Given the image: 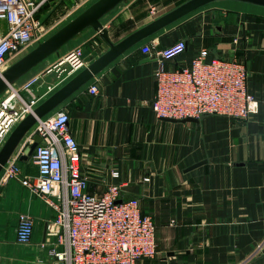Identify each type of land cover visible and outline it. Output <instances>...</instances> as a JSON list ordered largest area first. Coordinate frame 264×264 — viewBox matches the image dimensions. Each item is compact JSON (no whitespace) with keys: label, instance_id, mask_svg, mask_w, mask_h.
Wrapping results in <instances>:
<instances>
[{"label":"crops","instance_id":"1","mask_svg":"<svg viewBox=\"0 0 264 264\" xmlns=\"http://www.w3.org/2000/svg\"><path fill=\"white\" fill-rule=\"evenodd\" d=\"M86 1L50 0L38 17L48 27L73 12L56 31L83 11L87 6L74 13ZM185 1L121 0L98 21L117 43ZM2 24L0 30L6 27ZM179 39L185 48L175 59L155 55ZM145 41L152 45L150 54L140 49ZM75 47L82 49L86 66L109 45L96 28L87 26L13 85L44 73ZM202 48L207 60L244 62L247 89L258 100L255 114L246 119L205 114L186 121L156 116L152 100L158 64L167 69L188 65ZM56 81L54 71L44 73L34 86L38 103L67 80L59 85ZM91 83L98 89L94 95L87 91ZM56 109L68 113L67 127L78 143L81 171L87 177L86 192L100 195L108 183H121L123 198L135 199L152 218L156 254L137 264H264L263 5L215 0L194 9L122 52ZM30 130L9 158L18 163L21 175L32 176V155L19 160ZM113 170L117 178L111 177ZM20 212L33 219L28 243L15 240ZM54 217L55 210L19 180L0 182V264H54L53 239L46 234V222Z\"/></svg>","mask_w":264,"mask_h":264},{"label":"built area","instance_id":"2","mask_svg":"<svg viewBox=\"0 0 264 264\" xmlns=\"http://www.w3.org/2000/svg\"><path fill=\"white\" fill-rule=\"evenodd\" d=\"M49 1L0 0V29L1 23L6 26L0 30V74L11 51L43 40L45 30L38 13ZM184 48L185 41L179 39L156 50L155 55L175 59ZM140 49L150 54L152 45L145 41ZM206 56L207 49L202 48L188 65L167 69L158 64L152 100L157 117L180 120L216 114L246 119L258 111V100L247 89L244 62L222 57L207 60ZM84 66L82 49L75 47L44 73L54 71L55 84L59 85ZM44 73L31 76L19 87L7 84L1 93L0 148L18 122L38 104L34 86ZM52 88L49 86L48 91ZM87 91L96 94V84H89ZM67 122L64 109L38 118L26 143L32 142L33 134L41 138L31 154L36 174L21 175L18 163L9 158L0 171V182L19 180L55 210V217L46 222V234L53 239L50 254L54 264H137L155 257L153 220L141 212L135 199L123 198L121 183H108L100 195L86 192L87 177L81 171L79 146ZM111 177L117 178V171L113 170ZM118 199L121 201L116 202ZM32 235L31 215L20 212L15 240L28 243Z\"/></svg>","mask_w":264,"mask_h":264},{"label":"water","instance_id":"3","mask_svg":"<svg viewBox=\"0 0 264 264\" xmlns=\"http://www.w3.org/2000/svg\"><path fill=\"white\" fill-rule=\"evenodd\" d=\"M121 0H95L87 6L78 15L62 25L51 35L39 41L35 47L24 54L13 64L5 68L0 74V94L5 90L7 84L13 83L16 78L24 74L40 60L47 57L53 51L57 50L63 43L71 39L75 34L87 26H92L98 30L107 41L109 48L75 73L71 78L64 82L60 87L48 95L44 100L38 103L32 112L25 115L18 124L12 129L0 148V171L7 162L15 147L23 135L33 126L38 118L45 116L61 104L72 92L85 84L104 66L119 56L122 52L153 34L160 28L175 21L181 16L193 11L194 9L210 3L215 0H187L174 9L156 17L147 24L133 31L117 43H112L105 28L98 21L99 17L116 5ZM248 3L264 6V0H239ZM166 120L174 121L176 119L162 117ZM181 121L195 120V118H184ZM41 138L37 134L32 135V142L26 145L19 156V160L27 159L33 152ZM118 199L116 202H120Z\"/></svg>","mask_w":264,"mask_h":264},{"label":"rangeland","instance_id":"4","mask_svg":"<svg viewBox=\"0 0 264 264\" xmlns=\"http://www.w3.org/2000/svg\"><path fill=\"white\" fill-rule=\"evenodd\" d=\"M93 1H94V0H88V1L84 2L83 4H81L80 6H78L77 10H75L74 13H76V12L80 11L81 9H83L84 7L88 6V5L91 4ZM65 12H66V11H65ZM63 14H64V12L61 13L60 16L63 17V16H64ZM72 15H73V12L70 14V16L67 15L65 18L63 17L62 21L58 22L56 25H51V26H53V27H51V26H48V27L43 26V27H44V30H45V33L43 34L42 39H44V38H46L48 35H50V33H51L52 31H54L55 27H56L58 24L63 23V22L67 19V17L70 18V17H72ZM42 22H43V21H42ZM1 26L3 27V24H2V23H1ZM1 31H3V29H2ZM34 44L36 45V43H32V44H29V45L26 46V47L18 48V49H16V50L11 51V52L7 55V57H6V59H5V65H4V67H7V66H8L13 60H15V59L21 57L25 52L29 51L30 48H31V46H35ZM0 95H1V94H0Z\"/></svg>","mask_w":264,"mask_h":264},{"label":"bare ground","instance_id":"5","mask_svg":"<svg viewBox=\"0 0 264 264\" xmlns=\"http://www.w3.org/2000/svg\"><path fill=\"white\" fill-rule=\"evenodd\" d=\"M6 68V67H5Z\"/></svg>","mask_w":264,"mask_h":264}]
</instances>
